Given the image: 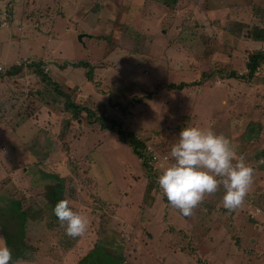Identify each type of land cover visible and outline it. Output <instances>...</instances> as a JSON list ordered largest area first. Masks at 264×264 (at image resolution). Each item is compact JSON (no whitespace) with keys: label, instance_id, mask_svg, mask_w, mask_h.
I'll list each match as a JSON object with an SVG mask.
<instances>
[{"label":"rangeland","instance_id":"rangeland-1","mask_svg":"<svg viewBox=\"0 0 264 264\" xmlns=\"http://www.w3.org/2000/svg\"><path fill=\"white\" fill-rule=\"evenodd\" d=\"M148 1L144 6L140 0H0V25L18 42L17 47L9 45L8 48L4 47L6 43H0V52L13 55L9 61L16 58L5 72L13 68L17 75L6 76L4 73L12 98L24 101L22 115H28L31 108L39 110L43 107L40 106V98L44 105L55 102L53 107L57 109L49 111L45 108L49 117L44 119V129L42 127L36 133L34 128L29 137L28 150L33 166L28 167V176L32 178L31 184L38 181L43 184V188L33 192H47L45 196L50 207L52 201L48 194L61 184L64 194H72L70 198L73 201L80 200L79 205L87 203L83 205L85 208L88 206L83 214L87 211L92 216L86 215L89 221L81 216V221H84L81 226L78 225L77 203L75 207L77 218L73 220L81 228V236L97 241V245L113 239L115 243L109 241L111 246L118 245L123 249V264H134V260H146L147 264H176L175 260L183 264L186 260L187 264H242L240 260H247L248 264H264V219L256 223L259 230L256 229V219L249 215L253 207L247 210V222L252 229L242 226L234 233L226 231L225 241L224 233L219 232L221 235L218 237L214 226L209 228L203 220L212 218L218 226L232 222V216L226 212L228 206L223 207L227 201L213 196V191L220 188L219 182L224 184L221 188L226 198L250 193L257 199L254 200L261 204L264 202V60L260 61L253 76L247 77L249 56L256 52L264 53V0H178L169 10L167 5V8L163 6L166 0ZM140 10L145 13H139ZM159 11L163 16L165 13L174 14L171 15L173 21H168L169 26L167 21L164 22L162 29L155 31L159 39L151 41L147 37L154 31L151 18ZM135 22L138 24L132 25ZM1 35L3 33H0V41H5ZM80 37L81 40L78 39ZM139 38H145V47L152 46L145 60L148 68L140 77H130V84L125 81L118 85L129 78L124 67H134L131 59H126L127 54L135 58L141 56L137 50L134 55L115 48L114 54L104 59L108 56L105 50L110 51L107 43L111 41L118 45L122 42L133 49ZM155 40L160 42L157 47ZM141 52L145 54L144 50ZM114 55L120 61L115 63L113 72H106L105 67L113 63L111 58ZM102 59L104 62L99 63L98 60ZM40 61L39 66H34ZM79 62L87 63L86 67H72V63ZM37 70H43L49 79L46 80ZM116 71L127 77H115L116 82L105 79L106 75L110 73L109 77H112ZM157 72H161L159 79L151 78L149 87L147 81ZM230 72L246 78H229ZM170 81L186 85L181 92H167L164 89L172 84ZM154 85L152 98L165 100L163 109L158 112L160 118L149 120L158 124L157 129H151L153 125L146 121L135 125L145 109L136 112L134 121L133 110L128 106L140 98H147ZM64 98H70L78 108L92 109V119L104 116L116 121L117 125L110 127L109 124L107 129H101V122L89 124L83 111L75 116L64 108ZM87 98H97L100 103L94 105ZM100 98H110L108 109L101 108ZM173 98L177 104L171 105L170 111L167 107ZM82 99L87 100L84 102ZM121 104L125 107L123 114L118 110ZM196 104L203 107L206 117H217L207 122ZM152 114L156 115L154 111ZM193 125L207 127L213 133L208 137L209 141H216L224 147L232 146L235 152L233 159L239 162V167L230 157L233 154L219 155L212 142L206 143L210 153L206 147L204 150L195 148L188 153L191 134H197V130L193 127L187 131V127ZM127 134L142 144L149 140L160 145L153 148L154 154L144 144L138 148L148 160L149 171L138 162ZM194 139L201 140L199 137ZM202 140L205 141L204 138ZM153 156L166 159L173 168L181 166L186 169L192 183L189 184L191 193L200 197L197 199L207 212H201L203 219L193 220V217L184 218L176 214L183 203L178 202L177 196L183 188L179 189L187 180L185 178L181 183L175 179L172 170L161 162H151ZM218 157L232 160L226 162L223 173L218 172L216 176L214 167L220 164ZM188 162L195 165L190 168ZM190 172H193L192 176H189ZM160 173L169 177L170 182L159 177ZM48 174L58 180H52ZM158 180H164L162 185H157ZM211 180L214 182L210 184ZM108 191L111 193L107 194ZM78 192L81 199L75 196ZM126 199L133 201L137 208L127 211ZM99 200L103 201L104 208L97 205ZM13 207L18 214L16 220L12 217L14 215H4L0 210L3 214L0 225L8 231L10 240L13 232L16 238L19 236L20 221L25 234L30 219L36 220L38 216V211L31 206L14 203ZM55 209L61 213L62 204ZM64 211L65 208L63 214ZM55 212L53 208V214ZM155 215L163 219L162 225L152 218ZM196 215L200 217L198 210ZM60 217L54 216L56 220ZM49 218L57 230L59 221L53 220L51 213ZM128 224H132L129 232ZM31 227L36 226L31 224ZM29 234L21 240L25 242L28 236V243L39 242L35 237L41 234L35 230ZM206 237L209 240L205 241ZM246 238L255 241H244ZM94 251L81 248L82 260H101L99 264H113L119 260V250L100 253L99 257H96L99 252ZM12 252L10 250L8 256ZM65 263L70 264L71 260H65Z\"/></svg>","mask_w":264,"mask_h":264},{"label":"crops","instance_id":"crops-1","mask_svg":"<svg viewBox=\"0 0 264 264\" xmlns=\"http://www.w3.org/2000/svg\"><path fill=\"white\" fill-rule=\"evenodd\" d=\"M140 1L142 2V4H144V6H145V4L149 3L148 0H140ZM166 1L169 2L171 0H166ZM166 5L168 7V10H169V8L173 9L175 7L174 5L172 6L171 3H167ZM166 5H163V6L166 7ZM169 12H172V10H170ZM139 13H145V11L140 10ZM160 13H161L160 11H159V13H156V12L153 13L154 17L151 18L153 21V30L154 31L147 36V37H149V39L151 41L153 39H159V37L157 36V33H155V31L162 29L161 27H162L164 22L167 21V25L169 26L168 21H170V22L173 21V16L171 17V15H174V14L165 13V15L163 16V14L160 15ZM167 14H168V16H167ZM135 24L137 25L138 22H135L132 25H135ZM1 26L2 25H0V33H3V35H1V37L2 38L5 37L4 38L5 41H0V43H2V45L4 43H6V44H4L5 48H8L9 45L17 47L18 42L16 41V39L12 38V36H10L8 32H5V30L2 29ZM78 39L81 40V37ZM144 39L145 38H139L137 45H133V49H131V48L129 49V47L126 46L127 44H124L122 42L118 43V45H116L115 43H112L111 41H109V43H107L110 45V51H108V49L105 50V53H107L108 56L104 57V59L108 58L109 56L114 54V52L116 51L115 48L116 49L122 48V49L128 51L130 54H134V55H135V50H137V54L139 56H141V58H135L134 56L130 57L127 54L126 59L129 57L131 59V63H134L133 68L124 67V69H123L128 74L129 78L125 74H120L117 71H116L115 75H113L112 77H109V74L111 72H113V70L116 69L115 63L120 61L119 57L114 55V57L111 58V62H113V63H111L109 65L107 64L105 67V71L110 72L108 75L105 76L106 80H108L109 82H113V81H115L114 80L115 77L116 78H126L127 77L126 79H123L122 81H120L117 84L120 85V84H122V82L125 83V81H126V83L130 84V79H131L130 77L135 76V75L140 77L144 71L146 72V68H148V67L145 64L146 63L145 60L147 59V54H149L151 52L152 46L151 47H145V45L143 44ZM104 40H107V39L104 38ZM13 41H16V43L15 44L12 43ZM159 41H161V40H159ZM123 45H124V47H123ZM154 45L157 47L160 45V42L155 40ZM142 50L145 51V54L141 52ZM17 52H18V50H16V53ZM12 57H13V55L10 53L0 52V173H1L0 174V210H2V212H4V215H14L12 217L15 218V220H16V215H18V214H17V210L15 211V208L13 207L15 201L20 206H22V205L23 206H31L32 209H36V211H38L36 213L38 216H37L36 220L30 219V221L28 222V226L26 227L25 234L31 235V234H29V231L35 230L37 233H39V235L41 234V236L35 237V241H39V242L33 241L34 242L33 245L28 243L29 237L27 236V238L25 239V242L22 241V243L25 246V248L23 250V252L25 251V253H22V255H19L18 257H16L17 250L14 249L13 250L14 254L12 252L11 255H9L10 256L9 257L8 254H9V251L11 250V248L7 247L6 241L4 238V237H6L7 239L10 240L9 233H8V231L6 232V230H4V228H3V226L0 225V264H48L52 260H54L51 262L52 264H66L65 260H71L70 264H99V262L101 260H82L81 254H80L81 248H88L89 251L92 249V250H95L94 252H99L98 254H96V257H99L100 253H108V251H110V250H119L120 251V253L118 254L119 260H117L116 262H113V264H123V261H122L123 249H122V247H119L118 245H115L112 247L111 242L115 243L113 241V239L112 240L109 239L108 241H105V242L102 241L100 244L97 245V241L94 242L93 240L86 238L85 236H81L82 232L79 230L81 228L77 226V222H75L73 220V218H77V209H78L79 210V216H80L78 225L81 226V224L84 223V221L83 222L81 221V216L84 215V217H86V218H87V216L88 217L92 216L91 212L87 213V211L85 214H83V212L85 211L84 209L88 208V206L85 208V207H83V205L87 204V203H83L82 205H79V203L81 204L80 200H79V202L73 201L70 198L72 196V194H69L67 196L64 194L65 191H63L62 194L65 195L63 197V202L60 204H57V205L55 203H53V205H52V203L49 202L50 207H48V202H47L46 196H45V194L47 192H45L44 194H41L40 192H38V193L33 192V190L43 188L42 187L43 184H40L39 181L31 184L32 178H31V176H28V172H29L28 167L33 166V162H31L32 157L30 156L29 150H28V144L31 140L29 137L32 136V130L34 128L36 130V133H39L40 129L43 127V122H44L45 117L46 118L49 117L48 112L50 110L53 111L56 109L55 107H53V106H56V104H54L55 102H52L51 103L52 106L44 105L45 102L41 101V98H40V106H43V107H40L39 110H32L33 108H31V111L28 113V115H22L21 114V111H22L21 108L24 107L23 106L24 101L20 98L19 99L18 98H12V94L10 93V90L8 88L9 83H8V81H5V79H4L5 78L4 73L5 74L7 73L6 76L13 75V73H12L13 68L12 69L10 68L11 70L8 68V70L5 72V69L7 68V66H11V63L14 62L16 59L15 58V59H12L11 61H9V59ZM104 59L98 60L99 63H101V61L103 63ZM1 61H4V63H2ZM114 66H115V68H114ZM160 73L161 72H157L155 76H151L146 84L150 87L152 84L150 79L153 77L155 79H159ZM87 77L91 80V78L89 76H87ZM170 83H172V84H169V87L167 89H164L167 92H171V91H175V93L181 92L182 88L186 85L184 82H180L179 84H174L176 82L170 81ZM158 85H160V84H158ZM180 86H182V87H180ZM154 87H156V86L154 85L153 87H151L149 89L150 91H149V94L147 95V98H140L137 101L129 104L128 107H131V110H133L132 111V118L134 119V121H136V119H137L136 112L138 110L145 109V113H140L141 117H139L136 122L133 121L135 123V125H138L137 123H140L141 121H143V123L146 121L148 124L153 125V127L151 129H157L155 127H157L158 124L155 122H150L149 120H155L157 118H160V116L158 115V112H160L163 109V106L165 105V103H164L165 100H162V98H152L153 94L155 92ZM6 97H8V98H6ZM87 99L88 100L91 99V101H93L95 103L94 105H97V103H100L99 100H97V98H87ZM87 99H82V100L85 102ZM116 99H118V98H116ZM79 100H80V98H79ZM100 100L102 101L101 108L102 109L103 108L108 109L109 108L108 103L110 101V98H100ZM171 101L172 102L169 103L170 106L167 107V109H169L170 111H171L170 107H172L171 105L177 104L175 98H173ZM134 107H136V108H134ZM173 107H175V106H173ZM196 107H197V109L199 108V113H201L203 115V119L206 120V118H207V122L209 120H211L212 118L217 117V116L206 117L203 113V107H200L197 104H196ZM45 108H49V111H46ZM113 110H114V112H116L115 109H113ZM118 110L120 111L121 114L125 113V107H123L122 104H121V106H118ZM153 111L155 112L156 115L152 114ZM106 125L109 126V124H106ZM195 126L196 125L188 126L187 131H191V129ZM43 129H44V127H43ZM195 130H197V134H191L192 135V139H190L191 146H190V149L188 150L189 151L188 153L192 152L195 148L197 150H201V149L204 150L205 147L207 149V153H210V150L207 147L206 143L212 142L215 151L219 155L223 156V154H225V153H227L229 155L233 154L230 157L232 159L235 158V152H234L232 146L224 147L222 145L220 146V143L218 144L216 141H209L208 140V137L210 135H212L213 133H211L207 127L202 126V125H197V127H195ZM220 134L222 135L223 133H220ZM195 137H199L201 140L200 141L195 140L194 139ZM202 138L205 139L204 142H203ZM150 142H152V143H150ZM145 143L146 144L143 143L145 145V147L150 148V150L153 152V154L155 153L153 148L160 146L159 144H156L153 141H149V140L146 141ZM197 144H199L200 146L198 145V147H197ZM135 156H136L138 162H140V165L143 166V168L147 169V167H148L147 161L148 160L142 159L138 155H135ZM151 159H152L151 162H153V163L161 162L165 168H167L168 170H172L171 171L172 176H174L175 179H178L181 183L185 178L187 180V182L183 186L181 185V187L179 189V191H180L183 188L181 190L182 192L180 191V194H179V191H178V193H177V194H179L177 196L178 202L182 201L183 203L179 206L180 209L175 211L176 214L182 215L184 218L193 217V220L203 219L204 214L201 212L204 211V206L197 199L200 197L197 195L194 196L191 193L192 188L189 186V184H192V183L189 181V177L187 176L188 173L186 172V169L184 167L182 169L181 166H174V168H175L174 169L172 166L169 165L170 163L164 158L153 156V158H151ZM232 159H229L226 161L224 158L218 157L220 164L218 166L214 167L215 170L217 171V172H215V175L217 176L218 172L223 173V170L226 166V162H230ZM233 161H234V165L239 167V162L235 161V159H233ZM187 165L191 168V166L192 165L194 166L195 164L192 162H188ZM192 169H191V171H192ZM190 173L191 174L189 176H192L193 172H190ZM178 174H179V177H178ZM160 176L164 177V175H161V173L159 174V177ZM48 177H50L52 180L55 179L49 174H48ZM164 178H165V180L167 179L165 182H167V183L170 182L169 177H164ZM213 180H211L210 184L214 182ZM163 181L164 180H162V181L158 180L157 185L158 184L162 185ZM217 184H218V187H220V188H219V190H214L215 192L213 191V193H214L213 196L215 198H218V199L220 198V200L223 198L224 200L227 201L223 204V207L225 205L228 206V210L226 212L229 213L228 216H232V222H227L226 224L221 223L220 226H218V225H216V222L212 220V218L210 220H208L206 218V219H203L205 221V224L206 225L208 224L209 228L211 226H214V229L216 230L218 237L221 235V233H224V241H225L226 231H233V233H234L235 231H238L240 229V227H242V226H246V228L248 230L252 229V225H250L247 222L248 221L247 220V218H248L247 209L249 207H251V205H250L251 203H254L252 205V207L254 208V212L253 213L249 212V215L251 217L253 216L256 219V221H254L255 222V228L256 229L258 228V230H259V226L256 223L261 222V221H263L262 219H264V208H263L264 202H263V204L259 203L258 201H256L257 199L255 198V196L253 197L252 196L253 194H250V193H248L247 195H240L239 194L238 196L234 195V196H231L230 198H226L227 196H224L223 189L221 188L222 186H224V184L222 182H219ZM17 185L20 187V189H19V187H17ZM192 187L194 188V185H192ZM21 188L23 189L22 190L23 192H20ZM20 193H22V195ZM106 193L110 194L111 191H108ZM112 193H113V191H112ZM50 195H52V192H50V194H48L49 199L51 200ZM113 195H114V193H113ZM75 196H77V197H79V199H81L79 192ZM253 198H255L256 200H254ZM126 201H127L126 203L128 205V207L126 208L127 211H132V210L137 208L135 206V204L133 203V201H129L127 199H126ZM76 203L78 204L77 209L75 208L77 206ZM61 204H62V211L60 213L61 217L59 220H56L54 218L53 208H57V206H60ZM71 205H73V207ZM97 205L104 208L103 201H101V200H99ZM97 205H95V206H97ZM237 206H239V207H237ZM169 207H171V206H169ZM259 207H262V208H259ZM64 208H65V211L63 214ZM98 210H100V209H98ZM197 210L200 212L201 218L196 215ZM260 210H262V211H260ZM55 211H56V209H55ZM141 212H140V214H141ZM50 213L52 214V217L54 218L53 220L59 221V225H58L57 230H55V227L50 224V218H49ZM205 213H207V212H205ZM0 216H3V214H0ZM39 216H42V217H39ZM32 218H34V217H32ZM148 218H150V217H148ZM152 218L154 220H156L157 222L159 220L161 225L163 224V219H161L160 216L155 215ZM87 221H89L88 218H87ZM135 221L132 223L133 225L128 224L126 226L127 232H129L128 229H131V227L134 226ZM31 224H33V226H36V227L32 228ZM160 224H159V227L161 226ZM145 225H148V223L145 222ZM21 231H22V229H21ZM219 232H221V233H219ZM43 233L45 235H42ZM229 233H231V232H229ZM237 233H238L237 235H240L239 237H241L240 232H237ZM25 234H23L22 236L24 237ZM32 234L34 235L35 233L32 232ZM11 236H12V240L17 239L14 232L11 234ZM208 237L212 238L210 236H208ZM208 237L205 238V241L209 240ZM37 238H40V240H37ZM220 239L218 240L217 245L219 244ZM243 240L244 241H251V242L255 241V239L247 240V238L243 239ZM16 241H18V240H16ZM109 241H111V242H109ZM116 244H119V243H116ZM97 248H99V249H97ZM239 250H241V248ZM236 254L238 255L237 252H236ZM242 254H244V253L241 250V255ZM179 256L182 257L181 254H179ZM238 256H240V255H238ZM225 258H226V255L223 257V259H225ZM243 259H244V257H243ZM85 261H87V262H85ZM223 261H225V262L228 261V263L231 262V260H223ZM240 262L241 263L243 262L242 264H244V262L248 264L247 260H240ZM175 263L176 264H183L181 261L177 262V260H175ZM185 263L187 264L189 262H187V260H186ZM134 264H147V262H146V260H134Z\"/></svg>","mask_w":264,"mask_h":264},{"label":"trees","instance_id":"trees-1","mask_svg":"<svg viewBox=\"0 0 264 264\" xmlns=\"http://www.w3.org/2000/svg\"><path fill=\"white\" fill-rule=\"evenodd\" d=\"M177 2H178V0H171L169 2H164V5H166L167 3H171L172 6H173V5H176ZM263 60H264V53L263 52H256V53L251 54L249 56V61L247 63L248 68H249V74L247 75L248 79L253 76V73L255 72L258 64L260 63V61H263ZM40 63H41V61L39 63H35L34 66H39ZM86 65H87V63L86 64H82V62L72 63V67H86ZM37 71L39 72L40 75H44L46 80L49 79V77L46 76L47 74L45 75V72H43V70H37ZM15 72L16 71H14V69H13V71H12L13 75H17V73H15ZM228 77L229 78H241V79L246 78L244 76H238V74L235 73V72H230L228 74ZM55 85H56V83H55ZM56 87H55V89H56ZM180 87H182V86H180ZM56 92H59V90L56 89ZM59 93L61 94V92H59ZM59 100H61V98H59ZM46 103H47L46 105L52 106L51 102H46ZM63 106H64L65 109L69 110L75 116H79L80 115L79 113H81L83 111L86 114V117L88 119L87 122L89 124L101 122L100 123V128L101 129H107L108 126L106 124H110L111 125L110 127H114L115 125H117L116 121H113L112 119L107 118V117L104 118V116H99V117L95 116L92 119L91 116L94 114L92 109H90V108H78V106H76V104L72 100H70V98H64ZM86 127L88 128V126H86ZM118 132L120 134H125L124 132H121L120 130H118ZM126 138L127 139L130 138L129 143L133 146L134 151L136 152V154L139 157H142V159H144V155L142 153H140V150H138L139 147L142 148L143 144L140 141L136 140L134 138V136H132L131 134H127ZM147 169L149 171L150 167L148 166ZM54 178L58 180L57 177H54ZM62 191H63V188H62L61 184H58L55 187V189L52 190V195H50L52 203H55L57 205V204H60V203L63 202V197L65 195L62 194ZM14 203L18 204L16 201ZM250 208H252V206ZM54 212H55V208H54ZM250 212L253 213L254 212V208H253V210H250ZM54 216L59 218L61 216L60 212H55ZM20 218L24 219V217H22V216ZM24 222H25V219H24ZM24 222H23V224H24ZM0 223L1 224L3 223V219L1 218V216H0ZM20 228L23 230V226H22V222L21 221H20ZM22 235H23L22 231H19V236L17 237L18 241H16L17 239L16 240H14V239L13 240H9L6 237H4L7 247L11 248V250H14V249L17 250L16 257H18L19 255H22L23 250L25 248V246H24V244L22 243V240H21L22 237H23Z\"/></svg>","mask_w":264,"mask_h":264}]
</instances>
